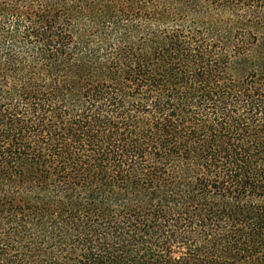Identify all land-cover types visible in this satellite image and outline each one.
Instances as JSON below:
<instances>
[{
    "label": "trees",
    "instance_id": "1",
    "mask_svg": "<svg viewBox=\"0 0 264 264\" xmlns=\"http://www.w3.org/2000/svg\"><path fill=\"white\" fill-rule=\"evenodd\" d=\"M0 264H264V0H0Z\"/></svg>",
    "mask_w": 264,
    "mask_h": 264
}]
</instances>
